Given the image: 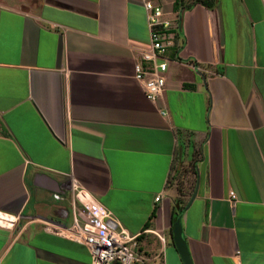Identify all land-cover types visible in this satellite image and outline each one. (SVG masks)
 <instances>
[{
    "label": "crops",
    "instance_id": "0c3cea01",
    "mask_svg": "<svg viewBox=\"0 0 264 264\" xmlns=\"http://www.w3.org/2000/svg\"><path fill=\"white\" fill-rule=\"evenodd\" d=\"M155 1L177 28L153 104L134 79L140 0H0V264H91L45 230L88 219L86 197L145 264H183L182 165L192 264H264V0Z\"/></svg>",
    "mask_w": 264,
    "mask_h": 264
},
{
    "label": "built area",
    "instance_id": "2783aa9c",
    "mask_svg": "<svg viewBox=\"0 0 264 264\" xmlns=\"http://www.w3.org/2000/svg\"><path fill=\"white\" fill-rule=\"evenodd\" d=\"M140 2L146 14L150 45L148 48L136 50L138 60L134 66V79L140 84L145 99L155 104L165 90V73L170 61L167 51L173 46L177 25L171 19L172 13L166 10L163 1ZM86 198L84 207L89 212L88 219L75 218L74 224L68 229L47 224L45 230L84 246L90 255L91 264H145L146 256L138 248V236L126 231L94 199ZM231 198L235 199L233 193ZM159 200L161 196L155 199L156 202ZM93 205H97L99 210L90 209ZM0 222L10 223L5 217H0Z\"/></svg>",
    "mask_w": 264,
    "mask_h": 264
},
{
    "label": "water",
    "instance_id": "95a60500",
    "mask_svg": "<svg viewBox=\"0 0 264 264\" xmlns=\"http://www.w3.org/2000/svg\"><path fill=\"white\" fill-rule=\"evenodd\" d=\"M194 193L192 199L195 197ZM191 199V200H192ZM173 242L183 264H192L186 242L183 238L181 215L177 217L172 226ZM115 264V263H114Z\"/></svg>",
    "mask_w": 264,
    "mask_h": 264
},
{
    "label": "rangeland",
    "instance_id": "374dc122",
    "mask_svg": "<svg viewBox=\"0 0 264 264\" xmlns=\"http://www.w3.org/2000/svg\"><path fill=\"white\" fill-rule=\"evenodd\" d=\"M192 153L194 154V156L198 155V151L196 149L194 151L192 150ZM177 171L178 169L174 168L173 175L171 177V182H172V185H175V188L177 189V191H178V188L180 189V192L183 195L180 197V199L185 203V201L187 200L185 195H188L190 193V191L188 190V187H189V178H187L188 170L186 166L182 165V170L181 171L179 170L178 172Z\"/></svg>",
    "mask_w": 264,
    "mask_h": 264
},
{
    "label": "trees",
    "instance_id": "16d2710c",
    "mask_svg": "<svg viewBox=\"0 0 264 264\" xmlns=\"http://www.w3.org/2000/svg\"><path fill=\"white\" fill-rule=\"evenodd\" d=\"M205 1L206 0H195L194 3H202V4H205ZM179 6H181V3L180 2L176 3V6L174 8L177 9ZM186 7H188V6H186ZM193 174H195L194 171H193ZM178 192H180V189L179 188H178ZM181 196H183V195L180 192L179 193V197L176 200V209H177L176 215H177V217L180 215L181 211L184 209V206H185V203L180 199ZM177 217H176V219H177Z\"/></svg>",
    "mask_w": 264,
    "mask_h": 264
}]
</instances>
